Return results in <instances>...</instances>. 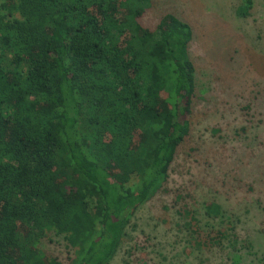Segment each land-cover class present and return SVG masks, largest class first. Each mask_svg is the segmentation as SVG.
Returning <instances> with one entry per match:
<instances>
[{
	"label": "trees",
	"instance_id": "1",
	"mask_svg": "<svg viewBox=\"0 0 264 264\" xmlns=\"http://www.w3.org/2000/svg\"><path fill=\"white\" fill-rule=\"evenodd\" d=\"M148 5L0 0V264H108L131 213L163 189L196 95L193 31L168 13L156 36ZM183 213L196 247L231 235L202 236Z\"/></svg>",
	"mask_w": 264,
	"mask_h": 264
},
{
	"label": "rangeland",
	"instance_id": "2",
	"mask_svg": "<svg viewBox=\"0 0 264 264\" xmlns=\"http://www.w3.org/2000/svg\"><path fill=\"white\" fill-rule=\"evenodd\" d=\"M251 1L239 16L245 0H149L141 23L156 36L168 13L192 27L196 95L163 189L131 213L108 264H264V0ZM210 202L221 216L207 213ZM184 208L202 236L231 235L194 246ZM42 249L68 261L62 245Z\"/></svg>",
	"mask_w": 264,
	"mask_h": 264
}]
</instances>
